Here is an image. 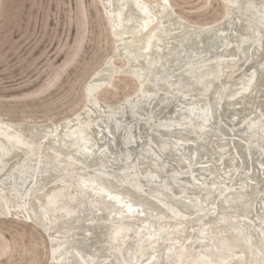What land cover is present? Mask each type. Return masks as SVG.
I'll use <instances>...</instances> for the list:
<instances>
[{
  "label": "bare ground",
  "instance_id": "1",
  "mask_svg": "<svg viewBox=\"0 0 264 264\" xmlns=\"http://www.w3.org/2000/svg\"><path fill=\"white\" fill-rule=\"evenodd\" d=\"M98 1L114 49L82 107L0 118V218L43 232L44 264H264V0L210 23ZM122 75L134 91L101 99Z\"/></svg>",
  "mask_w": 264,
  "mask_h": 264
},
{
  "label": "rangeland",
  "instance_id": "2",
  "mask_svg": "<svg viewBox=\"0 0 264 264\" xmlns=\"http://www.w3.org/2000/svg\"><path fill=\"white\" fill-rule=\"evenodd\" d=\"M98 0H0V118L59 122L83 105L85 87L114 42ZM190 21L210 23L222 0H170ZM121 62L120 59L116 60ZM136 82L115 77L98 96L117 102ZM31 223L0 218V264H44L49 250Z\"/></svg>",
  "mask_w": 264,
  "mask_h": 264
},
{
  "label": "water",
  "instance_id": "3",
  "mask_svg": "<svg viewBox=\"0 0 264 264\" xmlns=\"http://www.w3.org/2000/svg\"><path fill=\"white\" fill-rule=\"evenodd\" d=\"M95 94V92H94V89H89L88 90V93H87V97H88V99H92V97H93V95ZM139 100H142L141 98L139 99ZM144 100V99H143ZM254 222H257V223H260L261 225H263L264 224V220L262 221L259 217H258V219H254ZM264 234V233H263ZM55 253V252H54ZM85 260V259H84Z\"/></svg>",
  "mask_w": 264,
  "mask_h": 264
}]
</instances>
